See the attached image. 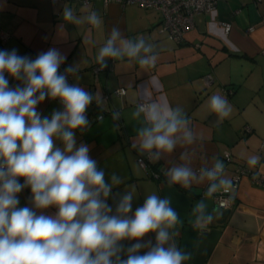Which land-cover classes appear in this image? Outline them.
Returning <instances> with one entry per match:
<instances>
[{
    "label": "crops",
    "instance_id": "1",
    "mask_svg": "<svg viewBox=\"0 0 264 264\" xmlns=\"http://www.w3.org/2000/svg\"><path fill=\"white\" fill-rule=\"evenodd\" d=\"M65 9L73 12V20L64 18ZM93 11L101 18L99 27L87 20ZM194 19V27L182 40L174 41L163 29L160 13L137 4L0 0V31L8 33L5 41L0 39V50L16 49L19 55L35 59L54 48L66 56L59 72L94 97L86 112L89 124L76 130V141L77 146H88L90 157L105 174L111 187L105 198L111 215L117 214L124 195H132L130 217L148 195L156 194L168 199L178 214L177 223L167 230L169 244L191 253L184 264H264V186L249 176H243L236 186L231 184L234 204L225 221H217L224 210L216 206L205 174L229 153L232 160L223 165L217 184L231 181L239 166L264 177V0H219L214 16L203 12ZM218 21L230 23L227 33ZM113 29L120 32L117 47L122 41L135 44L143 40L151 51L141 50L138 57L106 58L110 65L96 73L98 51ZM141 58H149V64L142 66ZM69 68L75 71L67 72ZM208 74L213 78L210 84L205 82ZM18 83L13 80L12 86ZM120 87L125 93L115 94ZM223 87L230 92L223 93ZM105 93L109 98H104ZM212 95L228 100V117L221 118L211 110ZM143 99L179 109L188 121L185 128L192 134V142L181 131L171 152H143L139 132L149 125L144 113L134 115ZM37 111L50 119L53 111H63V105L46 97ZM98 115L102 118H95ZM55 143L63 148L61 141ZM140 156L146 157L147 168L138 162ZM253 157L258 158L255 165L249 163ZM154 166L160 178L152 172ZM178 166L188 167L194 174L186 187L170 183L168 172ZM31 195L27 187L19 193V206L30 207L37 215L56 216V206L36 209ZM200 203L205 205V215H213L205 230L195 223ZM139 242L155 245L156 233L146 234ZM119 243L124 248L120 256L126 259L127 248L137 241ZM146 250L142 248L139 254Z\"/></svg>",
    "mask_w": 264,
    "mask_h": 264
},
{
    "label": "clouds",
    "instance_id": "2",
    "mask_svg": "<svg viewBox=\"0 0 264 264\" xmlns=\"http://www.w3.org/2000/svg\"><path fill=\"white\" fill-rule=\"evenodd\" d=\"M64 18L73 20V12L65 9ZM87 20L94 27L101 24L95 11ZM119 37L120 32L113 29L99 49L96 60L101 69L107 67L106 58L138 57L141 50L151 51L143 40L135 44L122 41L117 47ZM65 59L54 48L35 59L19 55L16 49L0 50V264H184L191 259V253L169 244L167 229L177 223L178 214L168 199L148 195L129 217V193L118 204L117 214H110L112 209L105 198L111 187L105 174L90 157L88 146H77L76 141V130L89 124L86 112L94 97L70 84L66 75L59 72ZM150 59L154 64L155 57ZM149 62V58L139 60L142 66ZM8 77L19 83L12 86ZM46 97L58 99L63 105V111H53L50 119L42 118L37 111V105ZM210 108L221 118L231 113V105L221 95L210 97ZM140 113H144L149 125L139 132L143 152H171L177 144L176 134L181 131L184 139L192 142V134L185 128L188 121L179 109L150 102L138 104L134 115ZM56 140L62 142L63 148L56 146ZM257 162L256 157L249 160L251 165ZM222 171L223 165L217 162L205 174L216 180ZM193 175L184 166L168 172L170 183L185 187ZM26 187L31 190L36 209L54 205L58 208L56 216L37 215L30 207H20L18 194ZM217 187L229 189L231 181L213 183L209 191ZM204 207L202 203L196 206L200 214L195 223L201 230L213 220L212 214H204ZM151 232L156 233L155 245L139 242ZM125 239L137 243L127 248V258L122 259L124 248L119 242ZM142 248L147 250L139 254Z\"/></svg>",
    "mask_w": 264,
    "mask_h": 264
},
{
    "label": "built area",
    "instance_id": "3",
    "mask_svg": "<svg viewBox=\"0 0 264 264\" xmlns=\"http://www.w3.org/2000/svg\"><path fill=\"white\" fill-rule=\"evenodd\" d=\"M55 2L60 0H54ZM80 3L88 5L91 4L92 0H78ZM113 0H104L105 3H108ZM119 2L121 5L126 4H137L144 8L154 9L158 11L161 15V23L163 29L167 32L170 39L174 41H180L183 39L184 34L192 29L195 25V16L200 13H207L212 16L216 13V3L219 0H114ZM258 2L260 0H254ZM218 24L221 25L224 33H227L230 29V23L225 21H218ZM251 29V28H250ZM8 37V33L0 31V39L1 41H5ZM110 65V62L107 63ZM101 70L100 65L94 66V72H98ZM10 84L13 85V79L8 77ZM213 78L210 74L205 77L206 84H210ZM223 93H229L230 89L223 87ZM114 93L117 95H121L125 93V88L120 87L114 90ZM109 93H105L104 98H109ZM147 104L149 103L148 99L139 100L138 104ZM95 118H102V115H98ZM232 160V157L229 153H225L223 160L220 161L222 165ZM138 162L143 167L147 168V160L145 156H140L138 158ZM214 169V165L207 168L206 172ZM220 174V173H219ZM217 175V178L219 176ZM243 176H249L255 184L259 186H264V177H257L255 174L244 166H239L235 170V174L232 176L231 184L236 186L240 179ZM216 180H209L210 188L213 183L217 184ZM20 182L23 183V178H20ZM214 194V199L216 202V206L222 210L230 209L234 204V196L231 191V187L229 189H225L224 187H217L216 190L212 191Z\"/></svg>",
    "mask_w": 264,
    "mask_h": 264
},
{
    "label": "water",
    "instance_id": "4",
    "mask_svg": "<svg viewBox=\"0 0 264 264\" xmlns=\"http://www.w3.org/2000/svg\"><path fill=\"white\" fill-rule=\"evenodd\" d=\"M230 212V209H225L218 217L217 221H225V219L227 218L228 214Z\"/></svg>",
    "mask_w": 264,
    "mask_h": 264
},
{
    "label": "trees",
    "instance_id": "5",
    "mask_svg": "<svg viewBox=\"0 0 264 264\" xmlns=\"http://www.w3.org/2000/svg\"><path fill=\"white\" fill-rule=\"evenodd\" d=\"M152 172L153 173H156L158 176V178H160L161 177V174H159V172L157 171V169L155 168V166L154 167H152Z\"/></svg>",
    "mask_w": 264,
    "mask_h": 264
},
{
    "label": "rangeland",
    "instance_id": "6",
    "mask_svg": "<svg viewBox=\"0 0 264 264\" xmlns=\"http://www.w3.org/2000/svg\"><path fill=\"white\" fill-rule=\"evenodd\" d=\"M156 174V173H155Z\"/></svg>",
    "mask_w": 264,
    "mask_h": 264
}]
</instances>
